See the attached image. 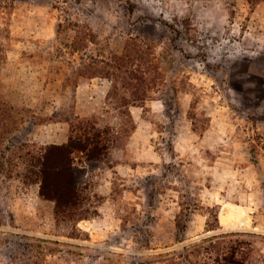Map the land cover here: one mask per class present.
I'll use <instances>...</instances> for the list:
<instances>
[{
	"label": "rangeland",
	"instance_id": "obj_1",
	"mask_svg": "<svg viewBox=\"0 0 264 264\" xmlns=\"http://www.w3.org/2000/svg\"><path fill=\"white\" fill-rule=\"evenodd\" d=\"M0 50L13 117L0 131V264H201L194 245L218 233L264 264V0H0ZM91 77L127 104L120 146L136 124L130 95L151 135L114 178L100 170L109 159L77 152L83 215L56 218L15 156L49 144L34 124L78 126L77 85Z\"/></svg>",
	"mask_w": 264,
	"mask_h": 264
},
{
	"label": "trees",
	"instance_id": "obj_2",
	"mask_svg": "<svg viewBox=\"0 0 264 264\" xmlns=\"http://www.w3.org/2000/svg\"><path fill=\"white\" fill-rule=\"evenodd\" d=\"M1 53V50H0ZM145 74V73H144ZM140 76L136 72L122 74V78L128 81L129 78L136 79L140 83L145 82L147 77ZM129 96V95H128ZM132 102L138 99L136 96L130 95ZM13 120L11 115V108L6 101L0 103V131L4 128L9 132V122ZM78 126L71 128V135L69 141L65 144H30L24 151L17 154L16 145L13 149L5 146V150L10 151L6 157L7 162L15 165L12 158L16 154L22 163L30 166L29 174L25 175L34 182L39 183V194L44 199L54 202V213L57 217L67 219H78L83 214L80 211L81 205L86 197L83 195V187L80 186L83 180L80 173H86L87 167L85 165H78L75 162L76 153L80 152L84 155L87 161H96L95 166L103 165L105 157L108 153V148L119 134L110 129L98 128L95 121L91 119L77 118ZM80 120L83 121L80 126ZM91 123V125L84 123ZM84 124V125H83ZM74 131L76 132L73 135ZM1 133V132H0ZM0 140V145H1ZM15 150V151H14ZM211 215L215 221L219 220V210L214 209ZM219 226L215 223L207 221V230H215ZM229 233L214 234L203 238L199 243L195 244L193 249L199 251V262L201 264H222L224 262L230 264H250L245 257H237V249L234 245L222 243L221 238L228 236ZM188 248V247H187ZM189 250V249H186ZM243 256V255H242Z\"/></svg>",
	"mask_w": 264,
	"mask_h": 264
},
{
	"label": "crops",
	"instance_id": "obj_3",
	"mask_svg": "<svg viewBox=\"0 0 264 264\" xmlns=\"http://www.w3.org/2000/svg\"><path fill=\"white\" fill-rule=\"evenodd\" d=\"M112 89V80L105 77H91L88 80L79 82L77 85V100L75 102V115L82 119L94 120L97 127L101 129H110L118 134L122 133L125 125V107L119 105L110 96ZM54 107L50 114L62 108V104L55 100ZM129 107L135 118V126L123 146L118 144L119 136H115L114 141L108 148L107 157L110 164H105L100 170L112 172L114 175L117 172L126 174V170L135 169L134 164L129 159V149L139 148L144 142H148V136L151 135V123L143 118V107L130 103ZM34 127L43 129V139L49 144H65L69 141L71 135V125L68 120L57 119L49 121L46 124H34ZM44 142V141H43ZM93 171H89V175ZM125 176V175H123ZM112 183V181H111Z\"/></svg>",
	"mask_w": 264,
	"mask_h": 264
},
{
	"label": "bare ground",
	"instance_id": "obj_4",
	"mask_svg": "<svg viewBox=\"0 0 264 264\" xmlns=\"http://www.w3.org/2000/svg\"><path fill=\"white\" fill-rule=\"evenodd\" d=\"M246 219H247V217H246V216H243V217H242V220H246Z\"/></svg>",
	"mask_w": 264,
	"mask_h": 264
}]
</instances>
